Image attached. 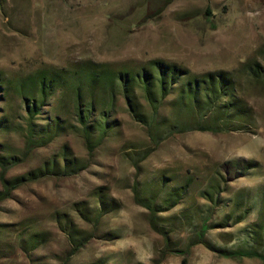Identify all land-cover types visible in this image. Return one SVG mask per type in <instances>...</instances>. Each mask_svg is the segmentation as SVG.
Masks as SVG:
<instances>
[{
  "label": "rangeland",
  "instance_id": "obj_1",
  "mask_svg": "<svg viewBox=\"0 0 264 264\" xmlns=\"http://www.w3.org/2000/svg\"><path fill=\"white\" fill-rule=\"evenodd\" d=\"M262 49L264 0H0V77L5 84L45 68L68 70L90 63L112 72L134 71L158 59L193 75L228 72L247 107L241 130L174 134L136 172L126 155L143 149L146 136L116 96L111 114L118 126L92 152L70 129L7 170L8 178L40 167L63 147L88 162L74 175L28 182L0 202V264H64L67 245L58 223L88 230L91 225L80 215L100 208L98 191L104 213L94 238L67 264H264L223 258L195 244L198 227L206 223L203 237L214 249L250 248L248 229L258 218L264 188ZM249 66L262 77L251 75ZM42 111V119L74 121L65 90L55 92ZM20 113L11 89L0 101V118L8 125L0 131L3 153L22 151ZM135 183L140 197L161 209L155 223L167 233V253L148 212L133 201ZM209 186L219 193L215 210L201 197ZM31 234L44 235V240L25 253L19 242Z\"/></svg>",
  "mask_w": 264,
  "mask_h": 264
},
{
  "label": "trees",
  "instance_id": "obj_2",
  "mask_svg": "<svg viewBox=\"0 0 264 264\" xmlns=\"http://www.w3.org/2000/svg\"><path fill=\"white\" fill-rule=\"evenodd\" d=\"M264 56V49L261 50ZM89 64V65H88ZM256 68H260L255 64ZM255 78L262 77L260 71L248 67ZM69 78V79H68ZM3 88V89H2ZM13 90L20 105L17 123L23 139L21 153L2 152L0 143V202L8 199L16 188L42 178H63L84 170L87 161L71 156L63 147L59 153L45 160L40 167L22 174L6 177L9 168L21 163L33 150L48 145L57 136L72 129L82 138L88 153L109 136L118 126L111 111L116 96L121 97L129 118L143 128L147 145L126 155L127 161L138 172L143 162L169 136L189 131L234 132L241 130L240 119L245 116L243 106L236 94L234 79L224 71H213L193 75L175 63L151 60L146 66L134 71L112 72L102 65L87 63L68 70L39 69L12 83L5 84L0 77V101L9 90ZM65 90L71 95L74 108L73 123L66 124L58 116L41 118L42 110L57 91ZM96 104V105H95ZM168 109V113L165 110ZM41 120V121H40ZM8 128L6 119L0 118V131ZM248 168H253L249 165ZM217 187L209 186L201 197L213 202V209L219 206ZM133 201L148 212L150 227L157 231L164 241V250H169V238L157 223L155 215L160 207L150 198L140 197L137 183L132 187ZM183 192L180 193V196ZM99 209L94 214L82 212L80 216L90 224L88 230L70 223H58L64 234L67 250L64 264L94 238L96 226L104 213L103 194L96 192ZM262 206L257 220L249 226L247 250L214 249L203 235L208 229L206 223L198 227L195 244L216 252L223 258L241 260L257 259L264 262V188L261 193ZM44 235L31 234L20 240L23 252L43 243Z\"/></svg>",
  "mask_w": 264,
  "mask_h": 264
}]
</instances>
